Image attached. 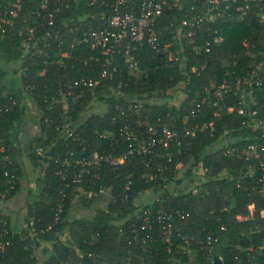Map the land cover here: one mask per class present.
Masks as SVG:
<instances>
[{
    "label": "trees",
    "instance_id": "obj_1",
    "mask_svg": "<svg viewBox=\"0 0 264 264\" xmlns=\"http://www.w3.org/2000/svg\"><path fill=\"white\" fill-rule=\"evenodd\" d=\"M192 1L180 0L177 6L165 12L156 25L168 34V41L171 43L169 49L177 51V47L183 46L185 52L180 54V60L169 61L166 51H141V67L147 69V75L142 73L139 78L129 74L128 68L121 61L112 79L104 81L97 89L87 91L76 104L70 100V109L67 108L69 111L62 102L57 107H50L51 93H47V83L56 88L60 79L81 75L95 77L101 71L100 64L67 60V66L62 67L55 61L52 49L46 50L43 55L34 56L32 49L22 50L21 37L16 33L0 37V88H5L10 93L7 96L0 95V102L11 106L8 111H0V145L4 147L3 152H0V191L5 193L7 190L9 177L4 174L5 168L16 176L15 188L10 190L7 198L14 195L19 188L17 175L21 167L19 158L22 155L11 137L13 130L21 125L25 114L21 93L25 87L34 85L36 87L31 92L24 90V93L36 101L42 112L40 124L43 136L34 139L28 151L36 163L42 162L46 165V187L39 201L30 208L29 215L34 217V228L39 233L40 241L46 244L49 242L51 245L49 250H45L50 253L48 264H264V184L260 181L261 169L257 166L252 175H245L248 171L247 161L227 155L222 147V135L235 138L239 133L241 136L252 133V129L242 126V118L237 110L216 119L213 134L210 130L197 129L195 135H183L173 140L169 150L164 149L149 165L146 164L149 156L129 157L118 169L103 163L100 178L93 176V172L97 170L96 166H91V172L84 177L83 186L93 190L111 188L116 200H111L106 205H101L96 197L90 200L79 197L80 184L77 183L66 189L63 199L61 190L64 188V182L54 177L55 170L62 166L53 159L43 161L35 153L37 145L50 148L47 151L52 155L62 153L68 148L81 151L80 143L66 134L65 122L85 140L88 153L94 150H112L117 154L123 152L127 140L118 133L116 137L119 143L100 136L104 131L118 132L122 122L116 124L113 121V116L118 114L115 109L118 103L126 108L132 107L129 111L132 125L138 118L133 105L138 102L144 104L141 115L148 117L152 122L161 117L170 128L180 133L184 132L187 125L192 127L212 119L216 106L207 101L200 113L192 114L193 100L208 96L209 91H213V87L221 83L226 75L232 77L234 72L246 71L259 60H264L262 53H259H264V26L252 21L232 25L217 23L216 26L222 30L224 39L215 42L212 31V47L209 52L205 50L206 37L201 34H184V44L176 46L170 36L177 31L180 21L188 15L180 6L188 8ZM94 11L96 14L99 12L98 9ZM85 12L87 10L83 8L81 14L85 15ZM99 23L97 19L95 25ZM244 40L251 43L249 48L244 47ZM249 49L254 56L247 53ZM185 55L187 57L184 60ZM20 60H23V67L19 66L20 68L16 67L14 70L17 73L20 70L23 72L18 82L21 89L10 90L5 85L4 67L10 70V62L19 63ZM193 67L196 68L195 71H192ZM41 71L45 73L41 75ZM120 81L123 82L121 88L118 87ZM184 83L185 88L181 87ZM181 90L186 97L180 104L158 102L163 97L172 98V92ZM255 94L260 104L259 117L264 119V90L255 89ZM13 99L17 101L14 105ZM96 99L104 101L107 109L87 114L91 103ZM229 104L237 105L236 98ZM166 151L171 153L170 161ZM7 158H10L12 163ZM178 163L182 165L176 168ZM158 165L168 166L164 173L168 175L167 183L169 181L177 187L174 192L168 191L162 201L154 199L151 205L139 204L137 199L146 195L150 189H160L158 180L164 184L161 181V173L157 170ZM79 168L80 165L71 163L68 168L70 179ZM205 175L206 179L196 184V194L192 193L191 188H178V184L186 177H191L190 180L194 182ZM129 180L132 183L127 191L129 198L126 200L125 185ZM60 202H63V210L60 219L56 221L55 214ZM85 204L90 205L89 207L97 204L93 214L74 216L78 207ZM250 204L255 206L253 214L249 208ZM160 205L176 215V231L172 243L162 238L157 221L154 220ZM148 208L153 220V229L143 231L141 225L146 219L144 212ZM181 212L185 213V219H180ZM5 218L3 208H0V232L8 229L1 239L3 242H9L0 248V264H36L38 259L34 256L31 239L14 232L10 223L4 225L1 220ZM65 231L71 235L69 243L61 239ZM149 232L154 238L144 244L141 236ZM209 235L214 238L210 244L206 242ZM183 236H195L196 239H190L187 245ZM249 247H252L253 251H248ZM216 256L222 261L216 260Z\"/></svg>",
    "mask_w": 264,
    "mask_h": 264
},
{
    "label": "built area",
    "instance_id": "obj_2",
    "mask_svg": "<svg viewBox=\"0 0 264 264\" xmlns=\"http://www.w3.org/2000/svg\"><path fill=\"white\" fill-rule=\"evenodd\" d=\"M179 2L180 0H83V2L82 0H0V37L4 38L7 34L16 33L21 37L22 50L32 49L34 56L43 55L46 50L52 49L55 61L62 67L67 66V60L99 63L101 71L95 77L81 75L76 78L60 79L56 88L50 87L47 83V93H51L49 98L51 108L70 100L76 104L87 91L97 89L104 81L112 79L115 72L118 71V64L121 61L128 68L129 74L137 76L144 73L147 75V69L144 70L141 67V51H166L169 61L180 60L182 52L177 54L175 51L173 57L169 56L171 49L168 46V34L156 26L165 12L177 6ZM83 8L87 10L85 15L81 14ZM94 9H98L99 12L96 14ZM180 9L188 15L180 21L179 28L170 37L174 42L182 43L184 34L189 36L201 34L206 37L205 50L207 52L212 47L210 39L212 31L215 42L224 39L222 30L216 26L217 23L232 25L252 21L264 26V0H193L188 8L180 6ZM97 19L100 23L96 26ZM243 45L249 48L251 43L244 40ZM247 53H250V49L247 50ZM259 53H262L264 59V53L261 51ZM250 55L254 56L253 53ZM44 73L45 71L40 72L41 75ZM35 87L34 85L27 86L24 90L31 92ZM118 87H123V82L120 81ZM255 89L264 90V60H259L256 65L246 71L234 72L232 77L226 75L221 83L213 87L212 93L209 91L208 96L195 98L191 113H200L203 105L208 101L216 106L213 118L192 127L187 125L183 133L170 128L161 117L152 122L148 117L141 115L142 117L138 116L132 125L129 113L132 107L130 106L131 109H129L130 107L126 108L125 105L118 103L115 106L118 114L113 116V121L116 124L122 122L118 132L104 131L100 133V136L119 143L116 137V133H118L119 136L127 140L123 152L117 154L112 150L107 152L94 150L88 153L85 140L67 125L68 122H65L66 134L80 143L81 151L68 148L62 153L52 155L43 146L37 145L35 153L43 161L53 159L55 163L62 166L55 170L54 177L64 182V188L61 190L63 199L66 196V189L77 183L80 184L78 186L79 197H84L86 200L94 197L98 199L107 197V202L115 201L116 195L111 188L102 187L99 190L84 188V177L91 172V166H96L97 170L93 172V176L100 178L103 163H108L114 169H118L125 164L129 157L149 156V159L146 160V164L149 165L154 157L158 158L164 152V149L169 150L173 140L183 135H195L197 129L210 130L213 134L216 119H221L225 114L237 110L242 118V126L252 129V133H248L247 136H241L239 133L234 140L222 135L224 137L222 147L227 155L247 161L248 171L245 175H252L258 166L262 172L260 181L264 184V119L259 117L260 104ZM234 97L237 105H230L229 103ZM16 103L17 101L13 99L12 105ZM142 107V103L133 105L135 112ZM10 109L11 106L8 103L0 102V111ZM1 147L0 151L3 152L4 147ZM166 155L169 156L168 161H170L171 153L166 151ZM72 162L80 165V168L70 179L68 168ZM178 164L176 168L181 167ZM167 168V165H158L157 167L163 183L167 181V176L164 174ZM5 174L9 179L6 192L0 191V202H5L3 207L10 190L15 188L16 180L13 172L6 170ZM131 183L132 181L129 180L125 185L126 200L129 198L127 191L130 190ZM191 191L196 194L198 187H193ZM163 197L162 194L156 200L162 201ZM2 206L0 205V207ZM62 210L63 202H60L55 214L56 221L60 219ZM144 214L147 216L141 225V230H152L153 220L150 217V210L147 209ZM179 217L185 219L186 215L181 212ZM154 220L157 221L162 238L172 243L176 231V215L160 205ZM33 225L32 228L35 231L33 230L31 235L29 234L31 239H34V236L38 234ZM120 231L122 232V228ZM6 232L7 229L0 232V248L9 243L3 242L1 239ZM183 237L187 245L190 239H196L195 236ZM153 238V234L149 232L141 236V241L145 244L152 241ZM213 240L214 238L209 235L206 242L210 244ZM248 251H253V248L249 247Z\"/></svg>",
    "mask_w": 264,
    "mask_h": 264
},
{
    "label": "crops",
    "instance_id": "obj_3",
    "mask_svg": "<svg viewBox=\"0 0 264 264\" xmlns=\"http://www.w3.org/2000/svg\"><path fill=\"white\" fill-rule=\"evenodd\" d=\"M5 85L10 90L17 91L21 89L18 83L12 87L5 81ZM21 95L23 105L25 106V114L23 115L21 125L13 130L11 137L15 147L22 155L19 158L21 167L17 175L19 188L14 195L7 198L6 205L3 207V212L5 216L8 217L11 227L13 229L16 228V230H19V225L23 221H26L28 216L30 217V208L34 203L39 201L46 187V182L44 180V167L46 165L42 162L36 163L31 158L28 151L31 142L43 136L40 124L42 112L36 101L30 95L24 92L21 93ZM46 246L50 249L51 245L47 243ZM42 264H45V260Z\"/></svg>",
    "mask_w": 264,
    "mask_h": 264
},
{
    "label": "rangeland",
    "instance_id": "obj_4",
    "mask_svg": "<svg viewBox=\"0 0 264 264\" xmlns=\"http://www.w3.org/2000/svg\"><path fill=\"white\" fill-rule=\"evenodd\" d=\"M173 44H175L176 46H178V45H183L184 43H180V42H178V43H176V42H174L173 41ZM169 45H171V43H169L168 44V46ZM177 54L178 53H180V52H182V53H184L185 52V49H183V46H180V48L179 47H177ZM175 53V50H173V49H171L170 51H169V56H171V57H173V54ZM187 57V55H185V57H184V60H185V58ZM0 60H1V57H0ZM23 60H20V62L18 63L17 61L16 62H14V61H11L10 62V65L12 66V68H10V70H8V67H4V64H3V62H1V64L3 65V67L6 69V75H5V78H4V80L5 81H7L8 83H9V85L10 86H15L18 82H19V76H22V74H23V72L20 70V71H18V73L14 70V69H16V67L17 68H20L19 66H21V67H23L22 66V62ZM14 65H16L15 67H14ZM194 69H196L195 67H193L192 68V70H194ZM138 74V73H137ZM137 77H139L140 78V74H138L137 75ZM8 79V80H7ZM1 86V85H0ZM181 87H184L185 88V83L184 84H182V86ZM23 92H24V90H23ZM10 95V93H9V91L7 90V89H5V88H0V95L1 96H7V95ZM25 94H27V93H25ZM172 95H173V97L172 98H161V99H159L158 100V102L159 103H176V105H178V104H180L181 102H182V100L184 99V97H186V94H184V92H182V90L181 91H178V92H176V93H173L172 92ZM154 101H156V98L154 99ZM154 101H152L151 103L153 104L154 103ZM69 101L68 102H63V104L64 105H66V109L68 108V109H70L69 108ZM74 103V102H73ZM138 103H141V102H138ZM157 103V102H156ZM143 104V103H142ZM144 105V104H143ZM56 107H57V105H56ZM107 104H105L104 103V101H100L99 99H96V100H94L92 103H91V105H90V109H89V111H87V114H90V113H92V112H94V111H99V110H101V111H103V110H106L107 108ZM67 109V110H68ZM141 110L142 109H139V110H137L136 111V114L139 116V117H142L141 116ZM69 111V110H68ZM70 112H68V115H70L69 114ZM65 115V114H64ZM228 139H230V140H234V136H229L228 137ZM54 145V144H53ZM1 147V146H0ZM220 147V146H219ZM2 148V147H1ZM3 149V148H2ZM46 150H49L50 148H45ZM0 152H2V151H0ZM57 153H59V152H57ZM7 159H9L10 160V162L12 163V160L10 159V158H7ZM182 165V163H180V164H178V166H181ZM6 170H9L8 168H5V171ZM5 171H4V174H5ZM204 171H205V169H204ZM9 172H10V170H9ZM201 172L202 173H204L203 172V170H201ZM206 172V171H205ZM225 174H226V172H224ZM200 174V173H199ZM224 174V175H225ZM224 175H222V176H224ZM5 176H7L6 174H5ZM8 177V176H7ZM156 177H158V174L156 175ZM167 177H168V175H167ZM199 178H200V180H199ZM199 178H197L194 182H192L190 179H191V177H186L185 179H183L182 180V182L181 183H179L178 184V188L180 189L181 187H184V188H191L190 190H192V188L193 187H195L196 186V184H198V183H200V182H202L203 180H205L206 179V175L205 176H201V177H199ZM156 179V178H155ZM190 180V181H189ZM157 181V180H156ZM158 183H160V189L159 190H153V189H150V191H148L147 192V194L146 195H143L142 197H140V198H138L137 199V201L136 202H138L139 204H142V205H145V204H152L153 203V200L155 199L156 200V198H158V197H161L162 196V194H163V196L165 197V195H167L169 192L168 191H171V192H174V188H176L177 187V185L176 184H172V183H170L169 181H168V183H167V181H166V183H164V184H162L159 180L157 181ZM205 190V189H204ZM163 197V198H164ZM107 197H105V198H99V200H98V202L101 204V205H103V203H104V205H106V203H108L107 202ZM5 203V202H4ZM4 203H2V202H0V205L2 206V205H4ZM98 203V204H99ZM6 205V204H5ZM90 205H87V204H85V206H80L79 207V209H77V211H76V213L74 214V216L76 215V217L78 216V217H84V216H89V215H92L93 214V212H94V210H96V207H97V204L96 205H94V204H92V206L91 207H89ZM254 204H250L249 205V208H250V210H251V213L253 214V212H254ZM0 208H3V206L2 207H0ZM149 209V208H148ZM150 210V209H149ZM3 214H4V212H3ZM5 215V214H4ZM74 216H72V217H74ZM34 217L33 216H31V217H29L28 216V219L26 220V221H23L20 225H19V230L17 229L16 230V228L15 229H13L12 227V229H13V231L14 232H16V233H21L22 234V236L24 237V238H28L29 237V234L31 235L35 230L32 228V225L35 227V223H34V219H33ZM240 218H243V217H240ZM31 219V220H30ZM30 220V221H29ZM1 221H3L4 222V225H7L8 223H9V219H8V217H6L5 219H2ZM31 222H33L32 223V225H31ZM10 226H11V224H9ZM13 226V225H12ZM8 230V229H7ZM34 230V231H33ZM38 233V232H37ZM39 237V233L36 235V236H34V239H31L30 237V239H31V241H32V243H31V246H33V250H34V256L38 259V262L36 263V264H42V263H44V260L46 261V263L45 264H48L47 262H48V257H49V255H50V253H46V251H47V249H48V247L46 246L47 244H46V242H44V241H40V237H39V239L36 241L35 239L36 238H38ZM61 239L63 240V241H65V242H68L69 243V241H70V239H71V235H70V233L68 232V231H65L62 235H61ZM33 240L35 241V242H33ZM38 242H39V244H38ZM49 243V242H48ZM51 247V246H50ZM44 250H46V251H44ZM49 250V249H48ZM191 257H194V256H192L191 255Z\"/></svg>",
    "mask_w": 264,
    "mask_h": 264
},
{
    "label": "water",
    "instance_id": "obj_5",
    "mask_svg": "<svg viewBox=\"0 0 264 264\" xmlns=\"http://www.w3.org/2000/svg\"><path fill=\"white\" fill-rule=\"evenodd\" d=\"M216 260H220V261H221V258H220V257H218V256H216Z\"/></svg>",
    "mask_w": 264,
    "mask_h": 264
}]
</instances>
